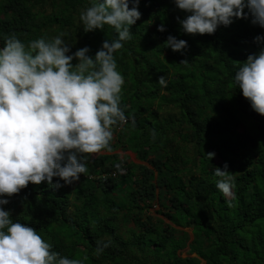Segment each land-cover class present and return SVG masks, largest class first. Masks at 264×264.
<instances>
[{
	"label": "trees",
	"instance_id": "trees-1",
	"mask_svg": "<svg viewBox=\"0 0 264 264\" xmlns=\"http://www.w3.org/2000/svg\"><path fill=\"white\" fill-rule=\"evenodd\" d=\"M90 2L0 0V47L7 34L27 45L64 33L70 52L88 46L94 56L116 33L107 24L83 30L80 12ZM138 10L131 38L114 52L127 119L112 126V151L85 153L79 180L58 188L29 182L0 207L38 231L51 251L64 247L62 255L87 257L85 264H264V116L232 79L239 62L259 51L254 37L264 29L234 18L213 34L193 35L181 30L186 13L174 0H139ZM169 34L187 48L166 47ZM162 75L165 85L157 83ZM225 162L234 176L227 197L214 175ZM154 205L162 218L149 213ZM97 242L106 246L94 254Z\"/></svg>",
	"mask_w": 264,
	"mask_h": 264
},
{
	"label": "clouds",
	"instance_id": "clouds-1",
	"mask_svg": "<svg viewBox=\"0 0 264 264\" xmlns=\"http://www.w3.org/2000/svg\"><path fill=\"white\" fill-rule=\"evenodd\" d=\"M138 4L139 0H91L80 12L85 32L107 24L116 33L112 40L102 41L94 56L88 46L70 52L64 33L27 45L14 33L5 35L0 47V205L29 182L58 188L61 180L77 181L87 171L85 153L112 151V126L127 119L119 105L124 79L114 52L131 38L130 26L141 15ZM174 4L186 13L178 23L187 34H213L234 18L249 19L264 29V0H174ZM157 30L165 31L164 24ZM254 42L259 51L239 62L232 79L251 109L264 116V33ZM164 44L175 52L187 48L186 40L171 34ZM157 83L166 84L164 75ZM204 155L210 160L215 153ZM115 167L120 169V164ZM214 175L216 188L226 197L234 195V176L227 162L214 167ZM10 211L0 207V264H85L87 257L69 258L51 251L52 245L38 231L13 220ZM104 246L97 242L94 254Z\"/></svg>",
	"mask_w": 264,
	"mask_h": 264
},
{
	"label": "rangeland",
	"instance_id": "rangeland-1",
	"mask_svg": "<svg viewBox=\"0 0 264 264\" xmlns=\"http://www.w3.org/2000/svg\"><path fill=\"white\" fill-rule=\"evenodd\" d=\"M97 153H100V152L88 153V157L93 158ZM116 153L119 154V156H120L121 159L125 160V161L128 162V163H129V162H132V163H135V164H143L142 162L138 161V160L135 158L134 154L131 153V152H121V151H116ZM216 162H217V160H216ZM213 165H215V164L213 163ZM158 210H159V207L156 206V205H154V206H152L148 211H149L150 214H152V216H153L154 218H162V216H161L160 214H157V211H158ZM165 222H167V221L165 220ZM128 224H129V226L131 227V222H130V223H125V225H127V226H128ZM129 226H128V227H129ZM130 227H129V228H130ZM187 231H188V230H187ZM189 233H190V232H189ZM65 251H66V249H65L64 247L61 248V249L59 250V252H60L61 255L64 254ZM186 251H187V248H185V249H183V250L181 251V252H182V256H185ZM200 264H204L203 261H201Z\"/></svg>",
	"mask_w": 264,
	"mask_h": 264
},
{
	"label": "built area",
	"instance_id": "built-area-1",
	"mask_svg": "<svg viewBox=\"0 0 264 264\" xmlns=\"http://www.w3.org/2000/svg\"><path fill=\"white\" fill-rule=\"evenodd\" d=\"M125 122V121H124ZM124 122H122V123H124Z\"/></svg>",
	"mask_w": 264,
	"mask_h": 264
}]
</instances>
